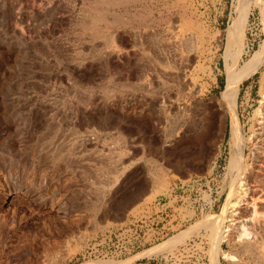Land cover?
Returning <instances> with one entry per match:
<instances>
[{
    "label": "rangeland",
    "instance_id": "obj_1",
    "mask_svg": "<svg viewBox=\"0 0 264 264\" xmlns=\"http://www.w3.org/2000/svg\"><path fill=\"white\" fill-rule=\"evenodd\" d=\"M244 1L0 0V264H264V0ZM210 173L213 210L129 255L96 251Z\"/></svg>",
    "mask_w": 264,
    "mask_h": 264
},
{
    "label": "built area",
    "instance_id": "obj_2",
    "mask_svg": "<svg viewBox=\"0 0 264 264\" xmlns=\"http://www.w3.org/2000/svg\"><path fill=\"white\" fill-rule=\"evenodd\" d=\"M219 175H197L173 181L167 194L138 207L99 237L96 251L122 257L162 239L172 227L181 226L194 213L210 212L223 193ZM191 213L193 215H191Z\"/></svg>",
    "mask_w": 264,
    "mask_h": 264
},
{
    "label": "bare ground",
    "instance_id": "obj_3",
    "mask_svg": "<svg viewBox=\"0 0 264 264\" xmlns=\"http://www.w3.org/2000/svg\"><path fill=\"white\" fill-rule=\"evenodd\" d=\"M124 1V0H123ZM131 1V0H130ZM247 2H250V0L248 1V0H246ZM127 2H129V1H127ZM243 2H245L244 0H243ZM113 3V2H112ZM116 3H117V0H116ZM126 3V2H125ZM114 4V3H113ZM244 4V3H243ZM91 5V4H90ZM100 6V5H99ZM86 9V8H85ZM94 13H97V12H94ZM90 14V13H89ZM92 14V13H91ZM97 15V14H96ZM87 16V15H86ZM81 18V17H80ZM84 19H86V20H88L87 18H84ZM95 19V21H96V19L97 18H94ZM103 19V18H102ZM83 20V19H82ZM94 21V22H95ZM99 21V20H98ZM101 21V20H100ZM80 22H82V21H80ZM85 22V21H84ZM87 22H89V21H87ZM94 22H92V23H94ZM87 24V23H86ZM95 24V23H94ZM94 28V27H93ZM100 35V34H99ZM96 36V35H95ZM94 36V37H95ZM97 37V36H96ZM179 38V37H178ZM180 39V38H179ZM162 40V39H161ZM160 40V41H161ZM155 43V42H154ZM83 49V48H82ZM94 51V50H93ZM113 51V50H112ZM93 54V53H92ZM103 55V54H102ZM87 56V55H86ZM90 57V56H89ZM162 62V61H161ZM230 73V72H229ZM228 73V74H229ZM231 74V73H230ZM231 79V78H230ZM231 81H232V79H231ZM85 88V87H84ZM82 97V96H81ZM237 97H238V91H237V88L234 86V85H232V83H229V89H228V102H227V105H226V107H227V111H230V112H233V111H235V107H236V101H237ZM52 103V102H51ZM189 119V118H188ZM201 122V121H200ZM190 123V122H189ZM191 124V123H190ZM111 141V140H110ZM89 177V176H88ZM108 179V178H107ZM243 183V182H242ZM242 183H240V187L239 186H237V187H239L240 189H241V191H238L236 194H237V198H236V200L235 201H233L232 203H231V205H232V207L233 208H235L236 206H238L243 200H244V195H245V192L243 191V186L244 185H242ZM237 190V189H236ZM209 221V220H208ZM205 222V221H204ZM207 222V221H206ZM205 222V223H206ZM203 223V222H202ZM204 223V224H205ZM209 224V223H208ZM208 226V225H207ZM224 231V230H223ZM228 233L229 234V231H228V229H226V231H225V233ZM224 233V232H223ZM224 233V234H225ZM180 234H182V233H180ZM179 234V235H180ZM227 234V235H228ZM226 235V234H225ZM177 236V235H176ZM249 236H250V234L247 232V230L245 229V228H242L241 230H240V235H239V239L241 240V242H250V239H249ZM223 237V236H222ZM226 236H224V238H225ZM177 242H178V239H177V237H175V238H172L171 240H169V241H167L166 242V244H162V246H158L157 248H154V249H152L151 251H148V254H150V255H154V254H156V253H160V252H162V251H164V249L165 250H167L166 248H170L171 246L173 247L175 244H177ZM172 249V248H171ZM170 250V249H169ZM146 254V253H145ZM148 254H147V256H148ZM144 256V255H143ZM233 259V258H232ZM99 262H97V264H98ZM126 262H105V263H99V264H125Z\"/></svg>",
    "mask_w": 264,
    "mask_h": 264
}]
</instances>
